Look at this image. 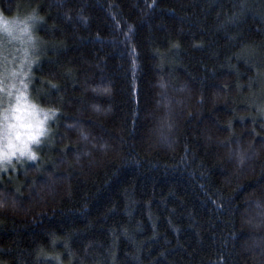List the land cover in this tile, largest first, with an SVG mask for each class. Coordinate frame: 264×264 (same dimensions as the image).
<instances>
[{"label": "trees", "instance_id": "1", "mask_svg": "<svg viewBox=\"0 0 264 264\" xmlns=\"http://www.w3.org/2000/svg\"><path fill=\"white\" fill-rule=\"evenodd\" d=\"M28 16L54 118L0 171V264H264V0H0Z\"/></svg>", "mask_w": 264, "mask_h": 264}, {"label": "clouds", "instance_id": "2", "mask_svg": "<svg viewBox=\"0 0 264 264\" xmlns=\"http://www.w3.org/2000/svg\"><path fill=\"white\" fill-rule=\"evenodd\" d=\"M2 19L8 25L19 27L21 35H27L31 28L29 22L34 17ZM0 34L6 33L0 30ZM16 76L11 75L0 84L4 101L0 105V168L12 165L14 159H29L35 154L32 146H38L47 137L48 124L54 118L30 99Z\"/></svg>", "mask_w": 264, "mask_h": 264}, {"label": "rangeland", "instance_id": "3", "mask_svg": "<svg viewBox=\"0 0 264 264\" xmlns=\"http://www.w3.org/2000/svg\"><path fill=\"white\" fill-rule=\"evenodd\" d=\"M9 27L12 29L11 37L7 34H0V84L5 81L4 70L7 68L8 77L11 76L12 72L18 71L17 73H19V75L16 76V79L25 89H27L29 73L34 62L33 54L35 52V46L33 45L29 34L21 35L19 27L12 25H9ZM3 103V95L2 92H0V105H3ZM38 146H32L34 153ZM21 162L26 161L25 159H14L12 165L7 166L6 168H0V171L12 168L14 165Z\"/></svg>", "mask_w": 264, "mask_h": 264}, {"label": "snow or ice", "instance_id": "4", "mask_svg": "<svg viewBox=\"0 0 264 264\" xmlns=\"http://www.w3.org/2000/svg\"><path fill=\"white\" fill-rule=\"evenodd\" d=\"M0 30H2L4 33H6L8 36H12V29L9 27V25L7 24V22L5 20L2 19V17H0ZM25 33L27 34V30L25 29ZM15 38V37H13ZM11 75H19V73L17 72H12ZM8 77L7 75V68H5L4 70V78L6 79ZM30 160H35L36 156L35 154L31 155L29 157ZM2 206V205H0Z\"/></svg>", "mask_w": 264, "mask_h": 264}]
</instances>
